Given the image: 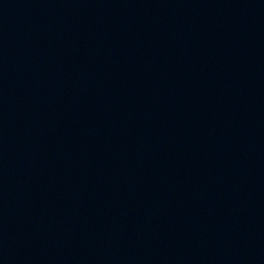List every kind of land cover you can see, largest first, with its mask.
<instances>
[{
  "label": "water",
  "instance_id": "water-1",
  "mask_svg": "<svg viewBox=\"0 0 264 264\" xmlns=\"http://www.w3.org/2000/svg\"><path fill=\"white\" fill-rule=\"evenodd\" d=\"M0 264H264V0H0Z\"/></svg>",
  "mask_w": 264,
  "mask_h": 264
}]
</instances>
